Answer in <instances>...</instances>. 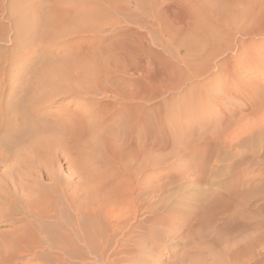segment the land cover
I'll use <instances>...</instances> for the list:
<instances>
[{
    "label": "rangeland",
    "instance_id": "obj_1",
    "mask_svg": "<svg viewBox=\"0 0 264 264\" xmlns=\"http://www.w3.org/2000/svg\"><path fill=\"white\" fill-rule=\"evenodd\" d=\"M77 2L82 12L96 13V22L81 26L79 32L61 39L62 48L46 51L42 56L70 57L68 46L78 43L79 47L90 50L99 63L98 66L87 64L84 75L94 80L100 76L109 77L107 92L102 94L94 88L90 99L64 95L47 110L58 115L75 108L91 110L89 100H110L118 107H140L147 136L144 141L148 147L142 159L140 200L134 202L130 196L131 193L135 197L137 192L131 188L134 181L122 177L124 173L107 172L104 178L103 172H93L92 178L96 173L103 182L107 178L103 184L98 178H90V172H85L89 177L84 172H73L79 165L80 168L84 166L82 159L90 161L93 158L88 162L89 167L100 158L101 153L88 144L81 145L74 155L60 159L47 155L38 162L45 170L48 167L46 173L49 168L53 169L48 174L54 175L51 178L56 181L47 178L45 172L33 171L34 166L27 168L28 172H19L18 176L17 172H0V264H264V141L229 145L227 142L233 135L222 136L221 141L226 143L205 141L198 136L199 129L193 123L194 114H201L205 106V93L208 94L218 77L217 73H211L212 70H202L199 56L194 55L191 48L190 32L185 31L183 35L189 37L188 41L185 37L186 40L177 39V17L183 16L189 27L201 20L198 0ZM194 12H197L195 16ZM126 55L132 61L126 62ZM259 57L262 67L242 73L240 82L247 84L250 90L257 88V95L252 100L228 98L217 104L208 100L209 116L223 119L222 110L244 109L251 103L253 107L236 118L234 128L239 130L249 119L261 116L264 55ZM22 59L12 64L7 76L9 84L20 89L25 87L24 83L11 77L19 75L25 80L31 77L30 72H24L30 65ZM200 91L201 96L198 95ZM194 94L196 99L199 96V103L192 102ZM252 110H257L255 116L250 114ZM122 116L121 110L113 114L112 136L116 139L123 137L116 133L122 128ZM88 121L92 126L94 120L89 118ZM153 132L155 137H152ZM148 145H158L159 149L151 152ZM70 161L73 168H67ZM132 167L135 174L136 166ZM111 174H115V178ZM81 175L84 181L80 182ZM108 178L111 182H107ZM92 181L101 182L107 195L116 188L118 194L113 197L110 193L111 198L109 196L107 203L101 205V185ZM84 182L89 186L91 183L95 187L99 185L93 188L100 191L97 199L100 203L89 200L93 204L89 206V201H84L86 190L80 191L86 187ZM126 189L128 192L124 195ZM76 192L78 195L74 196ZM93 208H99V222H94L95 226L94 219L86 217L87 210ZM41 209L52 211L47 216L39 215ZM102 213H108L109 217ZM100 243L106 244V248H100Z\"/></svg>",
    "mask_w": 264,
    "mask_h": 264
},
{
    "label": "bare ground",
    "instance_id": "obj_2",
    "mask_svg": "<svg viewBox=\"0 0 264 264\" xmlns=\"http://www.w3.org/2000/svg\"><path fill=\"white\" fill-rule=\"evenodd\" d=\"M77 1L78 0H0V172H17L16 174L18 176L20 175L18 174L19 172H28L27 168L31 169L34 166L33 171L46 173L48 167L46 171L42 164L40 165L38 163L41 159L43 160L47 155L53 156V158L56 156L58 159H60L61 156L68 157L76 154L81 145L88 144L94 146V148L91 147L93 150L97 149L101 153L100 158L96 161L94 160L95 162L89 167L88 162L91 160L93 161V158L90 161L81 158L82 162L85 161L84 166L82 164L84 170L77 164L79 167L73 172H84V175L87 177L90 176V178H92L91 175H93V172H103L104 178L105 173L107 174L106 176H108L109 173L107 172H112V174L113 172L124 173L122 176L123 178H130L129 182L134 181V185L132 184L131 188H135L134 190L137 193L135 197H133L131 193L130 196L134 202H138L143 188V179L141 178L142 159L148 148L144 141L147 136L145 137L144 135L146 129L140 107H129L125 105L124 107H118L110 100H105L103 102L89 100L91 110H80L79 108H75L66 110L61 115L52 114L47 110V108L55 103V100L61 99L64 95H71L78 99L81 97L89 98L90 92L94 88H97L102 94L107 92V80L109 77L106 79L100 76L99 79L95 80L91 78L93 81L91 82V79L84 75L83 72L85 71L84 69L88 67L86 66L87 64L94 63L92 66H98L99 63L90 50H87L85 47H79L78 43L68 46L70 49V57L51 59L50 57L42 56L46 51L50 53L57 50L56 48H62L61 39L63 40L65 37L79 32L81 26H90L93 20L96 22V13L92 12L90 9V11L84 10V12H82ZM198 3L200 14L202 13L201 15L199 14L201 20L195 21L190 27L184 23L183 16L178 15L179 17H177L176 20V24L178 25L177 39L181 40L184 38L185 36L183 37V35L185 31L190 32V39L192 38L191 48L194 52L192 53L199 56L198 60L202 64V70L204 72H210V70H212L211 73L214 72L218 74L217 80L213 82L210 90L207 91L205 90L206 88L204 89L210 96L205 93V106L201 114H199L200 112L194 114L196 119H193V123H195L194 126L196 125L197 129H199L198 136L205 141H221L222 136H227V138H229L233 135L229 139L230 142H227L229 145L230 143L246 145L248 143L264 141L263 108L260 109V111L263 112L260 114L261 116L249 119L247 125L242 124L244 127L241 130L234 128V124L237 120L236 118L238 115L242 114L243 111H249L253 107L251 103L246 104L244 109L232 107L229 110H222L221 114L223 119L211 117L207 114V106L210 105L208 100H211L212 104L227 101L228 98L252 100L259 92H257V88L250 90L247 84H241L240 82L242 80V73L251 70L257 71L258 68L262 67L259 56L264 55V0H198ZM196 13L197 12H194L193 15L195 16ZM189 18H191V16ZM193 19L196 20L195 17ZM188 38L185 40L188 41ZM126 45L124 47H126ZM21 58H24V60L22 59L23 62L31 66H29V68L26 66L24 70L25 73L30 72L31 77L25 80L24 77L20 79L19 75H13L11 78L14 77L15 80L19 79L21 83L23 82L25 87L22 89L18 86H11L9 84L10 80L7 78L10 73L9 68L13 63L20 61ZM125 60L126 62L132 61L127 58V55L125 56ZM239 62H241V66L237 65ZM32 66L37 67L33 68ZM89 81L91 83H89ZM201 88L203 89L204 86ZM216 89L219 90L218 93H213ZM198 93H200L198 94L199 96L202 95L201 91ZM199 96H197V99L195 94L192 96L193 98L191 99L194 104L199 103L197 102L200 100ZM118 110H121L123 115L122 128L116 130V133L123 136L120 139H116L112 136L114 129L111 127V123L114 120L113 114ZM256 111L252 110L250 114L255 116ZM89 118L94 120L92 126L90 125V121H88ZM200 118L201 120H199ZM66 129H68V132ZM184 135H186V133ZM155 136L156 134L153 132L152 137ZM224 142L221 141V143ZM148 146L151 152H155L159 149L158 145ZM79 153L80 152H78V154ZM69 165L70 166H67V168H73L72 161H70ZM132 165L136 166L135 174L134 172L132 173ZM114 169H117V171ZM52 170L53 169L50 170L49 168V172ZM85 172H90L92 174H88V176ZM48 173L45 174L47 178L54 177V175ZM16 174H14V176H16ZM54 174L56 175V173ZM112 174L111 176L115 178V174ZM13 178L14 177H12V180ZM79 178L80 182L84 181V176L81 175ZM95 178L103 182V178H99L97 173ZM95 178L93 177L92 179L95 180ZM114 178L113 183L115 180ZM106 179H104L103 184L106 182ZM109 179L110 178H108L107 182H111L112 179ZM121 179L122 178H120V180ZM128 179L126 180L128 181ZM51 180L53 181L55 179L51 178ZM6 181L8 182V179ZM99 181L92 182L94 184L95 182L96 184H100L101 182L99 183ZM37 183L39 184L40 182L37 181ZM94 184L92 185L91 183V186H89L90 184L88 185L85 183V189L83 187V189H80V191L86 190L85 192L82 191L85 193L84 201L99 200V196L102 194L104 196V198H102L103 196L100 197V200L103 199L102 202L100 201V203L97 200V202L102 205L103 203H107L111 198L109 195L110 193L113 197L118 194V189L114 186L117 192L116 190L114 191V189L113 193L109 190L110 192L107 195L105 189L102 190L103 187L101 183V186H98L99 188L101 187L100 190L102 193L98 195L100 191H98L99 189H96L97 192L94 190ZM112 184L111 186H113ZM128 184L129 183H125V185L129 186ZM98 186L95 188H98ZM61 188L63 190V187ZM121 188L122 190L124 189L123 187ZM107 190L108 189H106V191ZM44 192H42V194L44 193L45 196L47 193L45 190ZM124 192H128V190L123 191V193ZM77 193L78 192H76L74 196H77ZM65 194L67 195V193ZM79 194L81 195V192ZM42 196L41 198H43ZM128 198L130 200V197ZM38 199L40 198L38 197ZM91 201H89V206L90 204L93 205ZM83 204L84 203H82V205ZM131 207L133 209V206ZM86 208L84 206L83 209L86 210ZM50 209L52 208H49V210ZM51 211L42 210V212L38 214L47 216ZM75 211H77V209ZM97 211H99V208H93V210H87V216L85 215L86 217L94 219L92 222L94 226L98 224L97 221L99 222V219H97L99 218ZM131 211V213H133V210ZM103 215L108 216V213ZM97 234L99 235V233ZM100 236L101 234L99 237ZM80 242L86 243V241ZM236 243L233 242L234 245ZM105 245L106 244L100 243L99 246L100 248H106ZM228 247L230 248V246H227V248ZM226 251L228 250L226 249ZM226 251L224 252L226 253ZM228 252H230V250Z\"/></svg>",
    "mask_w": 264,
    "mask_h": 264
}]
</instances>
